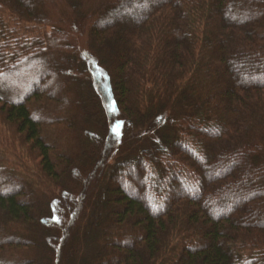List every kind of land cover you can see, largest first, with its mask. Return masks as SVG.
Here are the masks:
<instances>
[{"label": "trees", "instance_id": "trees-1", "mask_svg": "<svg viewBox=\"0 0 264 264\" xmlns=\"http://www.w3.org/2000/svg\"><path fill=\"white\" fill-rule=\"evenodd\" d=\"M0 264H264V0H0Z\"/></svg>", "mask_w": 264, "mask_h": 264}, {"label": "rangeland", "instance_id": "rangeland-1", "mask_svg": "<svg viewBox=\"0 0 264 264\" xmlns=\"http://www.w3.org/2000/svg\"><path fill=\"white\" fill-rule=\"evenodd\" d=\"M141 12L142 11L140 10V8H136V12L134 14H132L130 12L118 13L117 11H114V10L112 11L113 16H114L113 18H116L118 16L124 21H134L133 20L135 18L134 16L136 14L138 16ZM113 50H115V51H113ZM117 53H118L117 49H111V50H109V52H107V59H110L112 61V64H113V61H114V64L117 61L116 60V54ZM98 78H102V76L100 77V75L98 74ZM57 80H60V79H57ZM12 82L15 83V81H10L9 83H12ZM99 84H102V83L100 82ZM104 86H105V82H104ZM59 198H62V201H63L62 203H60V206L58 207L59 208V215H60L59 218L64 223L70 217V214L73 213L74 206H76V204L78 203V197L75 196V194L71 193V194H64V195L61 194V195H59Z\"/></svg>", "mask_w": 264, "mask_h": 264}]
</instances>
